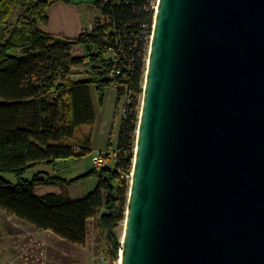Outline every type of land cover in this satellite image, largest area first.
I'll return each instance as SVG.
<instances>
[{
  "label": "water",
  "instance_id": "water-1",
  "mask_svg": "<svg viewBox=\"0 0 264 264\" xmlns=\"http://www.w3.org/2000/svg\"><path fill=\"white\" fill-rule=\"evenodd\" d=\"M120 264H264V0H157Z\"/></svg>",
  "mask_w": 264,
  "mask_h": 264
},
{
  "label": "trees",
  "instance_id": "trees-1",
  "mask_svg": "<svg viewBox=\"0 0 264 264\" xmlns=\"http://www.w3.org/2000/svg\"><path fill=\"white\" fill-rule=\"evenodd\" d=\"M55 1L70 2L0 0V207L74 243L84 242L87 221L100 212V226L109 233L116 256L120 244L113 230L125 218L126 175L132 171L137 106L156 0L99 1L100 16L72 38L39 27L47 24V10ZM73 46L81 47L82 54H71ZM79 65L87 67V77L75 80L71 67ZM110 86L128 101L121 117L115 166L71 178L51 175L42 179L38 173L25 177L37 164L90 154V131L96 121L92 88L102 102ZM80 128L89 133L75 147L69 141ZM91 174L98 177L97 185L80 198H72L66 190L34 193L42 183L71 184Z\"/></svg>",
  "mask_w": 264,
  "mask_h": 264
},
{
  "label": "rangeland",
  "instance_id": "rangeland-1",
  "mask_svg": "<svg viewBox=\"0 0 264 264\" xmlns=\"http://www.w3.org/2000/svg\"><path fill=\"white\" fill-rule=\"evenodd\" d=\"M15 13L16 11L12 12L10 15V21H12ZM71 54L81 55L82 48L73 46ZM86 72L87 67L84 65L71 67V73L74 75L75 80L85 79L87 77ZM141 102L142 96L139 98V104L137 106L139 111ZM127 103V96L122 95L118 104V112L113 117L115 121V131L113 130L110 138L113 150L103 149L90 153L89 157H85L87 168L90 166L89 160H91L93 165L92 170H99L104 166L109 168L115 166L114 157L117 150V129L120 127L121 117L123 115L122 112ZM88 133L86 128H80L76 132L74 138L69 142L73 144V146L78 147L79 144L82 145V141ZM134 141L135 149L136 133ZM97 154L102 156L101 164H96L92 161V156ZM80 163H82V161ZM63 170H60V172ZM81 170L82 169H78L77 173ZM4 176L9 180H14V176L8 173H5ZM25 176H29V173H26ZM62 176L70 177L68 174H63ZM127 180L130 186L131 173L127 177ZM97 182L98 177L95 174H91L82 177L75 182L76 184H71L68 186V189L71 191L75 188L81 195L85 192L88 193L92 191L96 187ZM51 191L64 192L65 186L62 184L45 182L42 185L36 186L34 189V193L38 195ZM99 213L100 212L87 221L84 242L74 243L60 237L49 229L39 228L24 219H20L0 207V264H119L118 259L121 248V236L124 230V220L113 230V235L119 239L120 244L117 255L115 256L113 241L110 239L109 233L100 226Z\"/></svg>",
  "mask_w": 264,
  "mask_h": 264
},
{
  "label": "crops",
  "instance_id": "crops-1",
  "mask_svg": "<svg viewBox=\"0 0 264 264\" xmlns=\"http://www.w3.org/2000/svg\"><path fill=\"white\" fill-rule=\"evenodd\" d=\"M99 1L102 0H70L69 3L55 1L47 10V24H40L39 27L43 31L58 37H75L84 29L90 28L93 22L100 16V9L96 6V3ZM119 100L120 97H118L114 86H110L106 89L102 102L98 101L95 90L92 88V102L96 115V121L90 131V153H94L95 151L103 149L113 150L110 138L115 126L113 117L118 112ZM117 131L118 142L119 129H117ZM89 155L90 154L78 158H68L55 164H37L36 166L26 171V173H29V176L25 177L31 178L32 175L36 173H38V177L42 179L51 175L61 176L64 178L74 177L76 175L92 170L93 165L91 160H89L90 166L88 168L86 167L87 162L85 163V157H89ZM81 161L82 163H80ZM78 169L82 170L77 173ZM60 170L63 171L60 172ZM61 174H68V176L70 177L62 176ZM60 184L65 186V190L74 199L80 198L86 194L85 192L80 195L78 191L75 190V188L69 191L68 186L76 183Z\"/></svg>",
  "mask_w": 264,
  "mask_h": 264
},
{
  "label": "built area",
  "instance_id": "built-area-1",
  "mask_svg": "<svg viewBox=\"0 0 264 264\" xmlns=\"http://www.w3.org/2000/svg\"><path fill=\"white\" fill-rule=\"evenodd\" d=\"M156 4H157V0H156ZM156 4L154 5V11H155V8H156ZM154 14H155V12H154ZM155 16V15H154ZM153 24H154V17H153ZM153 24H152V28H153ZM152 33V32H151ZM151 37V36H150ZM122 114H124V110H123V112H122ZM92 161L94 162V163H96V164H101V162H102V156H100L99 154H97V155H93L92 156ZM123 177V176H122ZM126 177H128V175H126Z\"/></svg>",
  "mask_w": 264,
  "mask_h": 264
},
{
  "label": "bare ground",
  "instance_id": "bare-ground-1",
  "mask_svg": "<svg viewBox=\"0 0 264 264\" xmlns=\"http://www.w3.org/2000/svg\"><path fill=\"white\" fill-rule=\"evenodd\" d=\"M132 175V174H131ZM124 224H125V222H124ZM122 239H123V233H122V236H121V241H122ZM121 255H122V250H121V248H120V253H119V259H118V263L120 264V260H121Z\"/></svg>",
  "mask_w": 264,
  "mask_h": 264
}]
</instances>
